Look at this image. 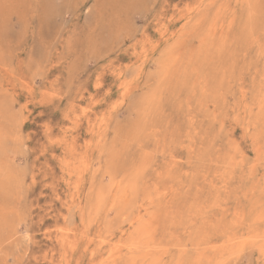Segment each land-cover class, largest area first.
Listing matches in <instances>:
<instances>
[{
	"label": "rangeland",
	"instance_id": "obj_1",
	"mask_svg": "<svg viewBox=\"0 0 264 264\" xmlns=\"http://www.w3.org/2000/svg\"><path fill=\"white\" fill-rule=\"evenodd\" d=\"M0 264H264V0H0Z\"/></svg>",
	"mask_w": 264,
	"mask_h": 264
},
{
	"label": "bare ground",
	"instance_id": "obj_2",
	"mask_svg": "<svg viewBox=\"0 0 264 264\" xmlns=\"http://www.w3.org/2000/svg\"><path fill=\"white\" fill-rule=\"evenodd\" d=\"M38 66V65H37ZM165 76V75H164ZM132 191V190H131ZM134 191V190H133Z\"/></svg>",
	"mask_w": 264,
	"mask_h": 264
}]
</instances>
